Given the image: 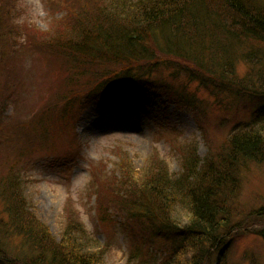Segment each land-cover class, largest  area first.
I'll use <instances>...</instances> for the list:
<instances>
[{"label":"trees","instance_id":"1","mask_svg":"<svg viewBox=\"0 0 264 264\" xmlns=\"http://www.w3.org/2000/svg\"><path fill=\"white\" fill-rule=\"evenodd\" d=\"M44 1L49 29L25 24L21 32L11 0H0V42L14 47L25 32L26 47L56 58L63 109L94 103L114 88L152 89L193 111L209 147L201 159L192 145L172 142L182 156L175 179L157 154L137 171L118 153L117 174L93 173L100 223L112 222L114 212L138 224L127 234L128 264H153L159 240L167 245L164 264L183 254L190 264H212L242 228L235 214L242 172L264 163V0ZM241 64L248 67L243 76ZM192 84L214 103L199 101ZM208 107L232 114L221 145L210 143ZM59 127L0 128V264H104V251H92L71 206L58 240L24 195L23 172L36 154L58 141L76 148L77 134ZM247 219L264 239V206Z\"/></svg>","mask_w":264,"mask_h":264},{"label":"rangeland","instance_id":"2","mask_svg":"<svg viewBox=\"0 0 264 264\" xmlns=\"http://www.w3.org/2000/svg\"><path fill=\"white\" fill-rule=\"evenodd\" d=\"M11 2L8 6L15 10L14 22L21 27V32L25 24L43 31L49 29L44 0ZM25 36V32L23 36L19 34L14 47L12 42L8 46L0 42V128H9L11 132L18 125L30 124L45 129L52 124L55 128L57 123L67 131V136L73 130L77 142L75 149H67L66 142L58 141L51 147L52 151L43 148L36 154L23 172L24 195L36 216L58 240L65 226V210L71 206L93 241L92 251H104V264H128L131 239L127 234L130 235L131 227L137 228L138 224L114 212L112 222L100 223L97 214L100 190L97 184L96 190L91 186L94 170L117 174L122 163L118 154L121 152L129 168L141 171L157 154L171 177L177 178L182 172V156L172 142L180 146L192 145L201 159L208 154L209 147L195 114L185 105L174 104L163 93L145 88H114L94 103L63 109L58 95L63 83L58 79L56 58L40 49L26 47ZM237 69L243 76L248 67L241 64ZM189 90L197 92L199 101L214 103V98L198 90L196 84ZM69 110L71 116L63 113ZM219 111L208 107L207 131L214 145H221L231 129L232 114ZM239 117L241 121L249 119L248 114L240 113ZM221 120L224 126L220 125ZM51 134L56 135L54 131ZM69 155L68 164L65 156ZM240 185L235 214L240 216L237 219L242 228L232 237L228 249L214 255L212 264H264V239L256 234L262 227L250 225L247 219L248 213L264 206V163L245 169ZM122 223L127 233L120 226ZM156 242L157 249L151 254L153 264H164L167 245L165 241ZM189 260L190 256L183 254L174 264H190Z\"/></svg>","mask_w":264,"mask_h":264},{"label":"bare ground","instance_id":"3","mask_svg":"<svg viewBox=\"0 0 264 264\" xmlns=\"http://www.w3.org/2000/svg\"><path fill=\"white\" fill-rule=\"evenodd\" d=\"M112 121H117V119H113ZM86 126V125H85Z\"/></svg>","mask_w":264,"mask_h":264}]
</instances>
